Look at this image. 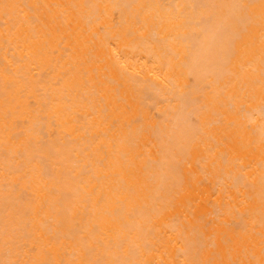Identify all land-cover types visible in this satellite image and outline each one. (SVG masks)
Here are the masks:
<instances>
[{"label":"bare ground","instance_id":"1","mask_svg":"<svg viewBox=\"0 0 264 264\" xmlns=\"http://www.w3.org/2000/svg\"><path fill=\"white\" fill-rule=\"evenodd\" d=\"M0 264H264V0H0Z\"/></svg>","mask_w":264,"mask_h":264}]
</instances>
